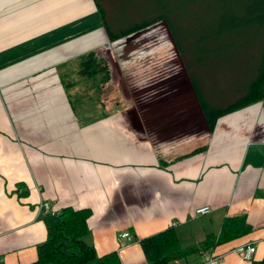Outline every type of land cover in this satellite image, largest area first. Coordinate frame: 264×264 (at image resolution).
Instances as JSON below:
<instances>
[{
  "label": "crops",
  "instance_id": "1",
  "mask_svg": "<svg viewBox=\"0 0 264 264\" xmlns=\"http://www.w3.org/2000/svg\"><path fill=\"white\" fill-rule=\"evenodd\" d=\"M93 14V0H0V264L35 258L45 238L41 200L53 212L87 207L96 254L115 250L121 264H147L137 239L167 226L191 246L171 264L263 257V101L217 116L209 130L186 75L187 91L164 107L126 103L112 77L122 98H106L104 88L91 107L75 109L62 79L104 39L100 20L76 32ZM204 204L210 211L196 214ZM240 213L247 232L192 250L223 216ZM247 243L249 259L235 250ZM211 254L221 257L205 263Z\"/></svg>",
  "mask_w": 264,
  "mask_h": 264
},
{
  "label": "trees",
  "instance_id": "2",
  "mask_svg": "<svg viewBox=\"0 0 264 264\" xmlns=\"http://www.w3.org/2000/svg\"><path fill=\"white\" fill-rule=\"evenodd\" d=\"M93 1L100 24L109 39L129 36L159 20L166 22L176 50L180 53L182 62L186 63L187 77L209 130L217 116L259 101L263 97L264 0H216L213 21L198 29L193 37L184 34L186 29L182 12L192 0H111L116 7L117 16L109 21L105 18L103 2ZM130 4H133L132 7L136 4L141 7V11L136 13L144 16L134 18L135 11L133 8L129 10ZM115 21L119 26L114 25ZM238 40L257 43L259 48L246 67L243 91L232 101L217 102L212 99L214 95L204 94L196 70L190 69L189 64L193 65L192 67L201 64V51L205 48L214 49L218 45H229ZM197 47L202 49L198 51ZM67 73L62 79V84L65 88L72 89V96H69L72 106V98L80 101L88 99L92 104L102 95L101 92H104L110 79L107 61L93 48L77 55ZM41 214L45 238L36 245L35 258L23 264H121L115 250L96 254L86 225V217L89 214L87 207L74 208L66 205L58 212ZM249 229L243 213L223 216L217 234L206 235L192 250L211 247ZM137 241L147 264H171L173 260L183 257L191 247L182 245L171 226L140 237ZM249 264H264V256L251 259Z\"/></svg>",
  "mask_w": 264,
  "mask_h": 264
},
{
  "label": "rangeland",
  "instance_id": "3",
  "mask_svg": "<svg viewBox=\"0 0 264 264\" xmlns=\"http://www.w3.org/2000/svg\"><path fill=\"white\" fill-rule=\"evenodd\" d=\"M100 1L104 4L107 21L112 17L114 19V16L117 15L116 7L113 6L112 1L115 0ZM132 5H129V10L134 9V18L144 16L136 13L141 11V7H137V4L133 7ZM215 6L216 0H192L187 7L185 6L182 11L186 29L184 34L193 37L198 29L212 22ZM93 20H100L99 16L93 14L86 21L83 20L76 32L85 30L87 22L89 23L87 28L93 26ZM114 25L119 26V23L115 21ZM100 29L104 32V39L93 49L107 63L110 60L113 64L110 79L105 87L106 98L112 100L122 98L120 90L116 89L117 86H114L115 88L111 86L113 85L112 77L116 85V80L121 81L119 83L123 88L126 103L136 102L141 107L152 103V101H157L156 104L163 107L173 104L178 93L187 91L185 77V75L187 76V66L185 62H182L164 20L151 23L129 36L124 35L114 39H109L106 36L102 26ZM124 46L130 47L124 52ZM258 48L257 43H248L244 40H238L229 45H218L214 49L205 48L201 51L203 54L201 64H196L197 66L194 67L189 64V67L196 70L199 84L206 96L214 95L212 99H216L217 102L232 101L243 91L246 67L252 61ZM201 49L197 47L198 51ZM165 100L168 102L164 104L162 101ZM261 101L264 104V95ZM72 104L75 109L80 106H92L88 99L80 101L72 98Z\"/></svg>",
  "mask_w": 264,
  "mask_h": 264
},
{
  "label": "built area",
  "instance_id": "4",
  "mask_svg": "<svg viewBox=\"0 0 264 264\" xmlns=\"http://www.w3.org/2000/svg\"><path fill=\"white\" fill-rule=\"evenodd\" d=\"M37 209L40 213H45V212H49V213H53V211L50 210L49 205L47 203V201L45 200H41L37 203ZM210 211V207L209 205H199L196 206L194 208V212L196 214H205L207 212ZM119 237H121L122 239H124L125 242L131 240V236L129 234L128 231L126 230H122L118 233ZM235 250L245 259H249L254 251V245L251 243H247L245 245H238ZM221 257V254H211L209 256H207V258L205 259V263H213L216 262L217 260H219Z\"/></svg>",
  "mask_w": 264,
  "mask_h": 264
}]
</instances>
